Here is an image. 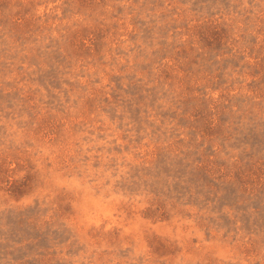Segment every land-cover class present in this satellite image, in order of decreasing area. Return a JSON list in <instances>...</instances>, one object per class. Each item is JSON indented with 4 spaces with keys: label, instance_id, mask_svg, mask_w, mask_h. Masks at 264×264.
<instances>
[{
    "label": "rangeland",
    "instance_id": "rangeland-1",
    "mask_svg": "<svg viewBox=\"0 0 264 264\" xmlns=\"http://www.w3.org/2000/svg\"><path fill=\"white\" fill-rule=\"evenodd\" d=\"M0 264H264V0H0Z\"/></svg>",
    "mask_w": 264,
    "mask_h": 264
}]
</instances>
